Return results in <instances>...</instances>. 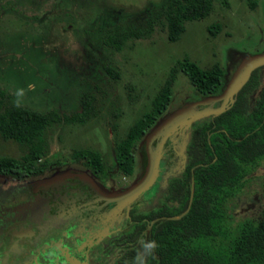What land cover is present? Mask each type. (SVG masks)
Masks as SVG:
<instances>
[{"label": "rangeland", "instance_id": "rangeland-1", "mask_svg": "<svg viewBox=\"0 0 264 264\" xmlns=\"http://www.w3.org/2000/svg\"><path fill=\"white\" fill-rule=\"evenodd\" d=\"M7 1L0 0V91L6 95L7 104L71 115L81 110V101L88 96L98 111L84 124L60 123L47 133L50 161H67L70 164L66 166L71 167L75 166L74 150L84 147L99 150L115 166V132L122 135L147 109L176 60L185 56L204 68L218 62L225 72L224 88L242 61L264 51V0H257L254 7L249 0H214L209 14L186 23L177 40H169L166 29L155 25L119 52L101 39V31L110 28L104 19L109 15L112 24L123 28L145 26L160 0H105L110 5L107 18H99L100 13L94 22L85 21V8L65 5L61 0H55L56 4L52 0H15L10 8ZM66 6L68 19L73 17L79 27L57 20ZM215 22L221 29L212 36L207 26ZM110 67L116 68L119 76L110 74ZM260 72L264 83V67ZM202 100L205 97L186 75L177 74L172 100L147 135L168 117ZM145 144L146 137L138 143L136 156L143 163ZM20 152L16 143L0 139V156ZM255 175L246 192L231 202L235 221L261 215L256 197L264 188V164ZM154 190L152 187L148 192Z\"/></svg>", "mask_w": 264, "mask_h": 264}, {"label": "trees", "instance_id": "trees-1", "mask_svg": "<svg viewBox=\"0 0 264 264\" xmlns=\"http://www.w3.org/2000/svg\"><path fill=\"white\" fill-rule=\"evenodd\" d=\"M14 1L8 0L6 5L10 8ZM61 1L65 5L85 8L87 22H94L100 13L99 18H107L106 12L110 11L105 0ZM213 1L160 0L159 7L148 17L145 26L139 27L114 25L108 15L104 21L110 28L101 31V39L119 52L130 40L144 37L156 25L165 28L168 39L175 41L185 30L186 23L209 14ZM52 2L56 4L55 0ZM249 2L251 7L257 4V0ZM69 13L66 6L63 16L57 20L69 21V25L79 27L73 17L68 19ZM220 29L221 25L216 22L207 26L212 36ZM60 63L64 66L62 60ZM261 69L252 72L230 108L218 116L197 120L192 125L185 151V169L170 176L161 205L152 210V216L159 217L149 238L154 264H264V188L256 197L262 207L261 215L235 221L230 212L232 200L246 192L256 178V170L264 164V83ZM108 72L119 76L114 67H110ZM179 73L186 75L201 94L213 96L221 91L225 72L218 62L204 68L185 56L176 60L150 98L147 109L122 135L115 132V160L122 172L131 173L135 149L169 106ZM5 96L0 91V139L16 143L21 152L17 156H0V175L15 178L33 175L46 167L49 160L47 133L51 127L60 123L84 124L98 113L88 96L81 101V110L71 115L9 106ZM72 156L74 159L84 158L85 163L96 171H102L105 166L99 150L84 147L74 150ZM192 183L193 198L189 205ZM188 207V211L181 215ZM179 215L178 218H167Z\"/></svg>", "mask_w": 264, "mask_h": 264}, {"label": "flooded vegetation", "instance_id": "flooded-vegetation-1", "mask_svg": "<svg viewBox=\"0 0 264 264\" xmlns=\"http://www.w3.org/2000/svg\"><path fill=\"white\" fill-rule=\"evenodd\" d=\"M223 89L203 96L211 102L208 97ZM191 127H176L165 139L154 192L150 188L129 202L115 197L145 172L147 156L145 163L137 160L138 145L129 174L116 160L113 166L104 159L103 170L96 171L84 158H73L71 167L48 156L46 167L33 175H0V264H154L149 238L159 217L152 210L161 205L170 176L181 172L178 153L186 155ZM152 132L142 137L146 143Z\"/></svg>", "mask_w": 264, "mask_h": 264}, {"label": "water", "instance_id": "water-1", "mask_svg": "<svg viewBox=\"0 0 264 264\" xmlns=\"http://www.w3.org/2000/svg\"><path fill=\"white\" fill-rule=\"evenodd\" d=\"M264 65V51L249 56L247 59L242 61L238 66L236 71L233 73L232 77L224 87L222 93L215 97L212 101H220L221 103L218 106H209L208 100H202L192 105L191 108L182 110L178 113L173 114L164 120L158 127L155 129L151 136L148 138L146 143V156H147V165L144 174L142 177L127 190L119 193L115 199L120 201H132L137 198L141 193L150 189L151 186L155 183L157 176L159 174V164L161 159V150L165 139L171 134V132L176 127L185 126L187 128L191 125L207 116H218L225 112L230 106L234 103L238 92L249 80L252 72L257 68ZM204 105L202 108L196 109L193 108L198 105ZM162 137L160 141L155 145V148H152L153 140L160 136ZM179 160V171L183 170L185 167L186 155L183 153V149L178 153ZM193 198V183L191 184V193L189 205L192 202ZM189 207L182 212L181 215L185 214L188 211ZM179 216H170L167 218L174 219Z\"/></svg>", "mask_w": 264, "mask_h": 264}]
</instances>
